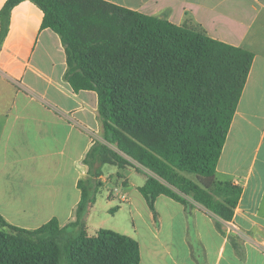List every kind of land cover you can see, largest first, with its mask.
<instances>
[{
	"label": "crops",
	"instance_id": "0c3cea01",
	"mask_svg": "<svg viewBox=\"0 0 264 264\" xmlns=\"http://www.w3.org/2000/svg\"><path fill=\"white\" fill-rule=\"evenodd\" d=\"M6 1L0 0V13ZM107 1L176 25H199L210 37L253 52L254 60L216 173L242 188L232 220L193 197L186 196V206L161 194L156 224L140 192L147 177L136 182L134 172H140L106 164L101 179L107 193L97 196L90 230L103 228L100 205L117 214L129 205L133 225L116 231L138 241L142 264H264V0ZM43 20L35 2L18 3L0 48V215L27 229L54 217L61 225L74 218L78 182L87 176L83 159L94 139L104 141L97 92L73 89L62 38L43 28ZM119 174V184L107 180Z\"/></svg>",
	"mask_w": 264,
	"mask_h": 264
},
{
	"label": "trees",
	"instance_id": "16d2710c",
	"mask_svg": "<svg viewBox=\"0 0 264 264\" xmlns=\"http://www.w3.org/2000/svg\"><path fill=\"white\" fill-rule=\"evenodd\" d=\"M22 1L7 0L0 13V48L10 12ZM31 1L44 11L42 27L62 38L73 89L97 92L104 139L115 147L94 139L83 159L87 176L78 182L81 200L67 224L54 217L27 229L0 215V264H142L133 237L106 228L90 233L87 219L106 164L138 172L143 166L156 175L140 187L156 224L161 194L186 206L191 196L232 220L242 188L216 173L254 53L199 25H176L107 0Z\"/></svg>",
	"mask_w": 264,
	"mask_h": 264
},
{
	"label": "rangeland",
	"instance_id": "374dc122",
	"mask_svg": "<svg viewBox=\"0 0 264 264\" xmlns=\"http://www.w3.org/2000/svg\"><path fill=\"white\" fill-rule=\"evenodd\" d=\"M102 142L109 144L111 147H115V145L110 144L105 139H104V141L102 140ZM106 167H114V166L111 164H107ZM140 167L142 169L140 173L134 172L135 176L133 177V180L136 182L143 180L144 176L147 177L148 175H150L149 173H151L149 169H147L143 166H140ZM107 169H109V168H107ZM126 169L135 171V169L132 167H127ZM120 176H121L120 174L117 175V177L115 175L114 176L112 175V177L108 178L107 180L108 181L110 180L112 185H113V183L119 184L121 182V179L119 178ZM192 177H195L194 174L192 175ZM101 183H102V186L99 188L97 196L103 198V197H105V195L107 193V189H106L107 185H104L105 183L102 181V179H101ZM187 197L191 198V196H187ZM97 210H98L97 221L99 222L98 224H100L103 228L112 229L115 231L116 230H122L123 231L124 230L123 225L129 226L130 228L133 225L130 210H129V205H124V210L122 212H120L119 214H117L115 211L109 212V211L103 209L101 205L97 208ZM100 225H98V226H100ZM95 229H96L95 227H92L90 230V233L94 234ZM232 238H233V240H235L239 243V240L236 237L232 236L231 239Z\"/></svg>",
	"mask_w": 264,
	"mask_h": 264
}]
</instances>
